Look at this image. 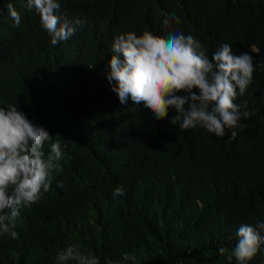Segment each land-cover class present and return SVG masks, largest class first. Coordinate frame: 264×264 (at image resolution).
<instances>
[{"label": "trees", "instance_id": "trees-1", "mask_svg": "<svg viewBox=\"0 0 264 264\" xmlns=\"http://www.w3.org/2000/svg\"><path fill=\"white\" fill-rule=\"evenodd\" d=\"M11 2L21 23L0 0V107L59 134L64 156L49 191L8 221L18 235H0V264H55L69 245L100 264H238L228 257L239 226L264 222V0H58L62 22L85 23L57 45L27 0ZM171 13L179 23L166 26ZM128 31L191 34L210 59L224 43L249 52L253 80L235 101L254 113L246 127L220 138L172 125L174 108L157 120L121 104L107 74L113 39ZM250 264H264V245Z\"/></svg>", "mask_w": 264, "mask_h": 264}, {"label": "clouds", "instance_id": "clouds-1", "mask_svg": "<svg viewBox=\"0 0 264 264\" xmlns=\"http://www.w3.org/2000/svg\"><path fill=\"white\" fill-rule=\"evenodd\" d=\"M27 4L39 16L52 45L67 41L85 23L81 19L62 22L58 0H27ZM7 12L19 26L21 17L11 0ZM172 21L179 23L175 13L165 16L163 23L168 26ZM110 52L107 79L115 81L112 91L120 103L126 104L130 98L157 120L167 118L169 109L174 108L176 115L169 121L172 125L184 130L199 126L220 138L230 132L234 139L235 130L246 127L240 123L241 118L254 114L247 109V101L235 102L245 95L253 80L254 58L247 51L234 54L231 45L224 43L210 59L202 43L191 34L176 31L159 36L144 31L137 35L128 31L114 37ZM63 141L59 134L53 137L33 123L17 107H0V235L9 233L15 239L18 234L8 221H14L22 208L36 203L42 192L49 191L53 173L63 172ZM58 186L62 188L63 183ZM112 195H126L123 185L116 187ZM262 233L264 222L241 224L229 261L234 257L238 264H250L264 245ZM219 252L223 255L225 248ZM130 259L134 257L123 255V260ZM70 262L100 264L99 257L78 245H69L55 256V264ZM106 264L113 262L106 258Z\"/></svg>", "mask_w": 264, "mask_h": 264}]
</instances>
